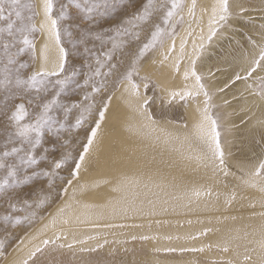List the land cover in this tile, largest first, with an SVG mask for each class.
<instances>
[{"label":"bare ground","instance_id":"bare-ground-1","mask_svg":"<svg viewBox=\"0 0 264 264\" xmlns=\"http://www.w3.org/2000/svg\"><path fill=\"white\" fill-rule=\"evenodd\" d=\"M39 3L34 0L37 11ZM215 3L216 0H200L196 25L181 28L175 37V51L167 59L159 56L156 63H146L141 70L154 82L159 101L180 105L185 122L154 117L144 103L149 99L144 83L139 84L136 98L143 105L139 110L144 116L133 113L127 105L125 85L120 83L112 93L106 119L79 178V184L85 187L81 189L74 182L75 193L69 188L67 196H62L20 236L0 264L23 260L36 246L42 251L29 264H258L257 242L264 229V217L260 215L264 212V192L260 191L264 178L253 176L252 172L264 157H247L264 150V98L256 94V81L262 73L258 69L248 80L231 81L236 73L244 76L258 57L264 46V29H258L257 37L234 56L210 55L219 41L236 35L233 17L248 7L241 0H229L231 15L227 22L215 25L216 34L209 40V18ZM254 4L264 14V0ZM41 20L42 15H37V29ZM182 40L187 43L177 70ZM35 44L38 54L44 44V35L39 31ZM170 44H166V51ZM223 44L224 41L220 45ZM56 55L53 48L50 56ZM192 58H196L203 91L210 92L211 105L223 113L218 126H223L220 143L227 176L223 171L214 175L211 166L197 159L202 145L195 136L194 125L201 119L205 97L191 75L184 78ZM36 66L34 61L33 68ZM250 84L252 88L248 87ZM184 91L199 94L184 100L171 95ZM233 144L238 145L237 149ZM122 177L129 182L120 186L119 192H113ZM245 181H255L257 187H249ZM194 188L210 189L212 195L191 196ZM233 193L235 199H231ZM65 205L63 218L70 223L65 225L57 217L58 222L53 225L57 209ZM55 234H60L61 239L43 245L42 240L55 239ZM142 236L152 238L144 240ZM74 238L84 243H73ZM225 241H230L228 252L222 251ZM69 243L73 244L71 248L67 247ZM61 244L65 247H59ZM201 247L202 252L181 251ZM245 255H251L252 261H245Z\"/></svg>","mask_w":264,"mask_h":264},{"label":"snow or ice","instance_id":"snow-or-ice-1","mask_svg":"<svg viewBox=\"0 0 264 264\" xmlns=\"http://www.w3.org/2000/svg\"><path fill=\"white\" fill-rule=\"evenodd\" d=\"M74 7L77 9L84 18L92 19L93 13H99L103 15L107 11L109 5L107 0H64L60 4L59 14L54 13L55 0H40L39 11L37 6L31 2H25V0H0V21H6V26L0 27V35L6 34L8 39L0 41V89L5 93L6 100L13 101L12 107L7 108L5 105L6 112L5 118L9 121L10 125L14 127L13 136L18 139L22 145L28 146L27 159L20 157L21 164H36L37 160L32 155V151L38 148L43 139L45 129L49 134L59 133L64 129V120H67L69 114L73 109L78 110V115L75 117V122L72 124V128H81L86 121L90 118H94L93 124L89 126V130L86 132V141L82 144L81 150L76 156H73L71 152H68L61 157L51 162L50 171L44 172L45 176L50 174L55 175L58 170L68 167V177L65 180L64 177H60L64 181V186L58 190L59 195L67 196L69 188H73V194L76 191V187H73L74 182H77V187L83 188L85 185L79 184V178L82 174V170L87 162V158L91 155V151L98 131L101 128L102 123L106 119V112L109 107V103L112 100V95H107L106 98H102L101 106L97 108L94 102V94L106 91L108 77L112 76L117 69V65L111 63L114 59L113 53L124 47L127 42L124 37L133 35L128 29H117L114 36L108 37L111 43V50L101 52L99 55L92 54L94 56V66L92 64H86L85 67L89 69V72L85 74L83 84H78L77 87H90V92H85L83 95L84 103L74 102L70 107L63 106L59 103V97L61 93L70 86L73 78L78 74L77 70H73L70 75L65 76L66 63H67V51L62 46L61 34H62V21L68 20V11ZM184 8V0H165V3L160 5V9L164 10L162 15L163 25H169L170 21L174 17H179L177 24L183 22V17L180 15ZM196 0H192L189 6V13L195 14ZM229 0H216V3L212 6L211 16L209 18V36L210 40L213 35L216 34L215 25L221 21L227 22L230 13ZM157 9L153 7L152 0H147L144 6V10L141 14H138L134 20H140L147 22L152 16L153 12ZM7 11V14H6ZM27 11L28 15L24 13ZM205 11V10H202ZM241 11H247V9H241ZM37 15H42L39 28L32 23ZM14 17V18H13ZM133 28L137 25L130 20ZM36 31L41 32L44 35V44L39 49L37 54L36 44L33 39L30 38V34ZM65 35H71V33L64 30ZM191 35V33H189ZM134 38L139 40V32L134 33ZM95 39L102 40L101 37L96 36ZM165 39H170L172 42L167 49V55L164 59L168 58L172 52L176 49L175 43V31L174 27L172 30H166L161 27L160 23H156L153 30L150 32L149 38L146 42L142 43L138 47L137 54L132 60V64H137V61L145 57V54L154 49L157 45H162ZM81 43L85 45V53H90V49L87 47V41L81 40ZM103 43V41H102ZM187 41L182 40L180 45V54L177 57L176 69L179 70V60L183 58L185 45ZM200 48L203 45L199 46ZM55 49L57 55L55 58L50 56L51 51ZM195 48V45H194ZM15 49V51H13ZM30 49L33 53V60L37 62V66L30 70L26 75H21L20 69L28 68L27 64L18 62L19 57L26 50ZM101 57L104 59L102 60ZM18 65V66H17ZM107 69L106 71L104 69ZM258 69L264 70V47H261L259 55L254 58L245 71V75L241 76L236 73L231 83L239 80H248L253 76V73L257 72ZM189 75L195 79L196 85L200 91H203L202 78L197 74L196 71V58L191 59L190 67L185 70L184 78L188 79ZM55 77L56 79H51ZM99 79V83L97 80ZM142 80H146L147 77H142ZM118 80L121 84H124V92L128 93L127 105L133 113H137L140 116H144V113L139 109L143 107L138 103L136 98L139 97V85L135 83L133 70H126L125 73L119 75ZM147 87V84L144 85ZM227 87V85H225ZM252 88V85H248ZM258 91L257 95L264 98V77L258 78L256 85ZM223 91V89H220ZM35 93L38 102L33 106V100L28 99L27 105L33 106V110L30 111L29 107L26 106L25 97ZM199 92L184 91V92H173L172 96H179L181 100L187 97H194ZM205 97V107L202 112L201 119L194 125L195 136L200 141L201 155L197 158L200 161L205 162V166H211L213 174L215 175L218 171H223L224 175L227 176L228 172L225 167L224 153L220 143V132L218 129L217 120L208 114V102L209 96L207 91H203ZM147 103V100L144 101ZM62 109L63 117L58 120L56 112ZM150 119V117H148ZM24 151L22 147H12L10 151L6 150L3 152L4 157L16 155ZM6 165L0 162V168H5ZM7 175L0 180V191L7 189L11 183H15L16 170L7 166ZM253 176H259L264 178V160H260L258 166L255 167L252 172ZM127 177H122L118 182V185L113 187V192H119L120 186L128 183ZM54 181L49 182V187H52ZM249 187H257L255 181L244 182ZM260 191L264 192V185L260 186ZM202 195L211 196V190L202 191L201 189L194 188L191 190V196L199 198ZM231 199H235V193L232 194ZM230 202V201H226ZM38 207L43 206V201L37 205ZM264 206V205H262ZM15 210V205H10ZM67 205L57 209L51 223L56 224L57 217L60 218L59 222L68 225L70 221L63 218L65 208ZM84 207H89L84 205ZM127 211V208L124 209ZM34 215V213H33ZM264 217V212L260 213ZM11 219L10 216L5 215L4 221L7 223ZM27 219V217H25ZM15 224H20L19 218L14 221ZM47 227V225L45 226ZM105 227H113V225H105ZM208 230L206 229L205 232ZM199 235V234H198ZM135 239V237H133ZM152 237L142 236L141 239L148 240ZM171 239V237H167ZM195 239L196 237H191ZM61 239L60 234H55V239L42 240L43 245L47 246L50 242L55 244L57 240ZM64 239H67V235H64ZM88 239H95V237H88ZM23 240H21V243ZM73 243H84V240H73ZM230 241H225L222 247V251H229ZM260 250V259L258 264H264V229H262V238L257 242ZM73 246L72 243L67 245L68 248ZM59 247L63 248L65 245L61 244ZM4 248L3 241H0V255L3 254ZM84 249H82L83 251ZM42 249L36 246L33 250L28 252V255L23 260L13 261V264H29V260L35 257L38 252ZM168 251H175V249H168ZM181 251H204V248L199 249H181ZM255 251V250H253ZM245 261H252L251 255H245ZM231 264V261L228 262ZM255 264V262H254Z\"/></svg>","mask_w":264,"mask_h":264},{"label":"rangeland","instance_id":"rangeland-1","mask_svg":"<svg viewBox=\"0 0 264 264\" xmlns=\"http://www.w3.org/2000/svg\"><path fill=\"white\" fill-rule=\"evenodd\" d=\"M25 2L34 3V0H25ZM63 2L64 0H55V14H59L60 4ZM152 2L153 7L157 10L153 12L147 22L134 20L138 14L143 12L147 0H107L109 5L107 11H105L103 15L93 13L92 19L84 18L74 7L69 9V19L61 22L63 26L61 34L62 46L68 53L66 72L64 75H70L73 70H77L78 74L73 78L70 86L61 93L59 97V103L61 105L70 107L74 102L84 103L83 95L85 92H90L91 89L90 87H77V85L83 84L85 74L89 72V69L85 67V65L92 64L94 66L93 53L99 55L101 52L111 50V43L108 37L114 36L117 29H128L133 35L124 37L123 39L127 41L124 47L113 53L114 59L111 63L116 64L117 69L112 76L108 77L106 91L94 94L93 98L97 108L101 106L102 98H106L107 95H112L118 88L120 85L118 80L119 75L125 73L126 70H133L135 83L138 85L140 83L147 84V87L144 86V91L149 99L145 105L147 109L150 110L151 114L156 118L163 117L178 123L185 122V118L183 114H181L180 105L177 104V102H164L163 99L159 101V93L156 90L154 82L141 72L142 67L146 63H156L159 56H165L167 53L165 50L166 44L172 41L170 39H165L162 45H157L154 49L149 50L144 58L137 61V64H132L131 62L137 54L138 47L149 38L150 32L153 30L156 23H160L161 27L166 30H172L174 27L175 37L183 27H187L188 29L194 28L196 25L195 21L198 18L200 0H196L194 15L189 13L190 5L187 6L188 0H184V8L180 13L183 17V22L177 24L179 17H174L169 25H163L161 19L164 10L160 9V5L165 3V0H152ZM191 2L192 0H190V4ZM241 2L242 5H247L248 7H246L247 11H243L241 15L233 17L235 25L232 26V29L236 30V35H229L226 37L225 40H223V45H220L223 41H219V43L215 45L216 51L210 55L224 54L229 57L234 56L239 50L245 49L246 45L248 46L249 43L257 37L258 29H264V14L261 13L258 7H256V4H254L256 0H241ZM251 6H253V9H251ZM24 15H28L27 11H25ZM35 20L36 17L32 23L35 24ZM130 20L137 25L136 28L132 27V24L129 23ZM6 23V21H0V27L6 26ZM65 29L67 32L71 33V35H65ZM136 32L140 34L139 40L134 38V33ZM37 36L38 31L30 34V38L33 39L34 42ZM96 36L101 37L102 40L95 39ZM5 39H8L6 34L0 35V41ZM81 40L87 41V47L90 49V53H85V45L81 43ZM13 51H15V49H13ZM0 53H2V49H0ZM32 57L33 53L30 49L17 57L18 62L28 65V68L20 69L22 76L33 69L34 60ZM101 59L103 60L104 58L101 57ZM104 70L106 71L107 69L105 68ZM260 71L262 73L260 74L261 77H264V70L260 69ZM260 75L258 78H260ZM142 77H147V79L142 80ZM258 78L256 81L257 83ZM51 79L55 80L56 78L52 77ZM97 82L99 83V79ZM208 94H210V92H208ZM28 99L33 100L34 106V104L38 102L35 93H30L25 97L26 106L32 111L33 106L27 105ZM210 102L211 101L208 102V106L211 109V116L217 120V124H220L219 119L222 118V110L218 109V107L216 108L215 105H211L212 102ZM6 104L7 108L10 109L13 101L6 100L4 91L0 89V162L6 165L5 168H0V180L7 175V166H11L16 170L15 183L13 184L10 182V186L7 189L0 191V241L4 243V248L2 250L3 254L0 255V261L7 255L20 236L30 227L34 226L47 211L62 198L58 190L64 186V181H62L60 177H64L65 180L67 179L68 167L58 170L55 175L50 174L49 176H45L44 172L50 171L51 162L62 155L68 152H71L73 156L78 154L82 144L86 141V132L94 121V118H90L81 128H72L75 117L78 115V110L73 109L68 119L64 120L63 131L49 134L47 129H45L41 145L32 151V155L37 160V163L21 164L20 157L27 159L28 146L22 145L18 139L14 138V127L11 126L9 121L5 118ZM56 115L58 120L62 119V109L58 110ZM218 129L221 134L223 132V126L219 125ZM14 146L22 147L24 151L16 155L4 157L3 152L6 150L10 151ZM232 147L237 149L238 145L233 144ZM256 155H260V158L264 157V150H259L251 157H247V160L254 158ZM50 181H54L51 188L49 187ZM42 201L43 206L38 207L37 205ZM10 205H15V210L12 209ZM5 215L11 217L7 223L4 221ZM25 217H27V219H25ZM16 218L20 219V224L14 223ZM121 257L122 256L118 253V258L121 259ZM43 263V261H40V263L36 262L34 264Z\"/></svg>","mask_w":264,"mask_h":264}]
</instances>
